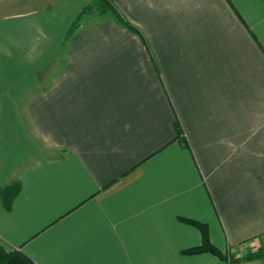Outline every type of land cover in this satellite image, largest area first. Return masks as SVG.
I'll return each mask as SVG.
<instances>
[{"label": "crops", "instance_id": "obj_1", "mask_svg": "<svg viewBox=\"0 0 264 264\" xmlns=\"http://www.w3.org/2000/svg\"><path fill=\"white\" fill-rule=\"evenodd\" d=\"M0 2V247L34 264L264 254V2ZM29 9L26 10L27 7ZM92 7L72 34L78 15ZM238 264H264V257Z\"/></svg>", "mask_w": 264, "mask_h": 264}, {"label": "trees", "instance_id": "obj_2", "mask_svg": "<svg viewBox=\"0 0 264 264\" xmlns=\"http://www.w3.org/2000/svg\"><path fill=\"white\" fill-rule=\"evenodd\" d=\"M115 1L116 0H94V5L99 7L103 14H108V13L114 14L117 20L121 22V24H123L130 30L139 33L138 29H136L134 26H132L130 23L124 20V18L121 16L118 9L116 8ZM261 1L264 2V0ZM91 10H92L91 6L82 10V12L76 18V21L72 24V26L68 30L69 35H72L78 29L82 18ZM19 190H20V186L19 184L16 183L0 189V199L6 210H10L11 204L14 198L17 196ZM182 221L196 226L202 234V244L198 247L184 251L185 254L197 255L202 253H211L222 260L229 261L231 264H238L243 261H251L264 257V254L262 252L257 251L255 253L246 255L241 258L231 259L227 255L223 254L221 250L217 249L211 243L207 225L187 219H182ZM0 264H34V263L31 259H29L27 256H25L24 254L18 251H7L4 248L0 247Z\"/></svg>", "mask_w": 264, "mask_h": 264}, {"label": "rangeland", "instance_id": "obj_3", "mask_svg": "<svg viewBox=\"0 0 264 264\" xmlns=\"http://www.w3.org/2000/svg\"><path fill=\"white\" fill-rule=\"evenodd\" d=\"M19 1H22V0H0V2H2V3H8L7 5L10 4L7 8L8 10H5L6 13L7 12L13 13L14 11H12L13 10L12 8H14V5H16V4H17L16 8L17 9L20 8V7H18V3H20ZM24 8H26V10L29 9L28 6L24 7Z\"/></svg>", "mask_w": 264, "mask_h": 264}]
</instances>
